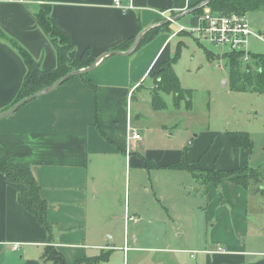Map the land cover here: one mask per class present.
<instances>
[{
    "label": "crops",
    "instance_id": "1",
    "mask_svg": "<svg viewBox=\"0 0 264 264\" xmlns=\"http://www.w3.org/2000/svg\"><path fill=\"white\" fill-rule=\"evenodd\" d=\"M204 1L120 0L122 8H118L114 0H0V32L7 38L0 35V113L13 105L27 74L23 58L8 39L27 51L42 70L57 68L56 48L36 18L43 5L51 7L52 20L69 36L78 56L88 51L96 61L111 51L121 53L102 58L83 78L70 79L0 120V167L7 161L31 167L52 226L49 234L0 173V264H52L43 259L48 246L62 254L66 264H108L118 252L139 250L130 249L127 235L119 244L121 236L116 233L121 221L125 227L138 220L131 214L138 209L118 208L126 197H118L117 187L128 166L150 164L142 133L134 126L132 99L147 81H153L164 61L190 42L188 32L172 35L181 26L198 24L201 14L191 11ZM164 12L176 19V32L170 24L159 26L165 21ZM155 28L147 45L127 54L128 43ZM129 125L141 140L127 142ZM216 147L245 154V149L233 148L225 134ZM174 155L173 160L162 161L164 165L179 166L184 161L189 168L182 171L206 190V219L212 224L210 237L198 250L203 256L200 264H264V229L250 218L259 209V192L230 179L218 185L198 179L193 160L178 151ZM243 166L236 161L219 163L207 171L229 172ZM182 253L193 257V252Z\"/></svg>",
    "mask_w": 264,
    "mask_h": 264
},
{
    "label": "rangeland",
    "instance_id": "2",
    "mask_svg": "<svg viewBox=\"0 0 264 264\" xmlns=\"http://www.w3.org/2000/svg\"><path fill=\"white\" fill-rule=\"evenodd\" d=\"M195 13L202 14L203 8ZM247 19L249 28L264 39V11L251 12ZM173 25L169 26L176 32ZM248 48L250 55L264 54V42L255 38L249 40ZM177 51L174 70L182 89L191 91V104L186 99L177 101L173 94H163V105L156 110L152 102L156 85L150 80L135 92L131 113L134 126L144 138V155L150 158L147 162L150 164L143 168L128 166L125 179L117 187L118 197H126L118 202V208L138 209L135 213L131 211L138 220L127 222V227L121 221L116 233L121 236L119 244L123 245V237L127 235L130 249L139 250L118 252L108 264H200L203 256L198 250L204 247V239L210 237L212 224L206 219L209 206L206 190L191 174L182 171L188 167L184 161L180 168L176 164L164 165L162 161L173 160L177 151L193 160L195 172L200 173L196 178L204 181L211 178L205 174L208 168L219 163L236 161L258 172L259 182L248 181L250 190L259 192L260 201L259 209L251 212L250 218L264 229V94L232 91L228 84L229 62L196 34ZM206 51L222 60L214 57L210 60ZM226 133H246L251 151L233 155L222 148L217 150L219 136ZM245 174L239 171L237 177L245 180ZM180 224L182 229L178 230ZM182 251L193 252V257Z\"/></svg>",
    "mask_w": 264,
    "mask_h": 264
},
{
    "label": "trees",
    "instance_id": "3",
    "mask_svg": "<svg viewBox=\"0 0 264 264\" xmlns=\"http://www.w3.org/2000/svg\"><path fill=\"white\" fill-rule=\"evenodd\" d=\"M208 7L213 12L220 15L229 16L231 14H237L247 17L251 12L264 11V0H213L209 3ZM36 18L38 25L53 42L56 48L58 59L57 68L51 71L42 70L40 65L27 51L12 40L8 39L11 45L23 58L27 67V74L24 83L12 106L30 95L51 86L61 77L73 71L87 69L95 63V60L91 58L88 51L84 52L81 56H78L69 36L63 33L52 20L50 6L43 5L40 11L36 14ZM152 31H156V28L150 30L141 38L135 51L141 49L150 42L153 37V34H151ZM0 35L4 39H7L1 32ZM57 39H59V41H57ZM134 41L128 43L126 46L127 49L131 48ZM206 54L210 60H213V57L219 59V56H216L213 52L206 51ZM178 57L179 53L177 51L172 58L164 61L161 64V68L152 75V79L156 85L152 90V102L156 110L161 109L163 105V94H173L177 101L180 99H186L187 102L191 104L192 93L191 91L182 89L174 70ZM249 57V62L245 63L243 61L242 53H227L223 55V59L227 60L230 66L228 84L230 85L231 90L235 92H246L247 90H251L257 94H264V54H251ZM251 58L252 62H250ZM81 77L83 78L84 76ZM88 83L94 90L96 89L91 82ZM225 137L233 148L245 149L249 152L251 151L252 145L246 133H226ZM239 171L246 172L245 180L237 177ZM0 173L5 176L8 185L20 194L25 210L35 216L39 224L45 227L50 234L52 232V226L47 220L48 207L45 201L41 198L40 187L33 176L31 167L25 163L7 161L1 165ZM205 174L211 177H208L205 182H213L217 185L224 179H230L241 186H246L249 180L256 182L260 181L259 173L251 171L247 167L229 172L212 171ZM193 175H195L194 172ZM43 259L45 263L66 264L63 255L51 246H48L45 249Z\"/></svg>",
    "mask_w": 264,
    "mask_h": 264
},
{
    "label": "built area",
    "instance_id": "4",
    "mask_svg": "<svg viewBox=\"0 0 264 264\" xmlns=\"http://www.w3.org/2000/svg\"><path fill=\"white\" fill-rule=\"evenodd\" d=\"M114 4L118 8H122L120 0H114ZM165 20H170L172 17L167 12L161 13ZM173 23V22H172ZM181 32H188L202 37L207 43L215 49L219 55L225 52L228 53H242L243 61L249 62L250 51L248 48L251 37L264 42L263 36L257 32H253L249 28L248 19L246 16L231 14L224 16L213 12L208 6L203 8V13L196 26L186 28L181 26L179 30L172 36H176ZM130 119V109L128 112ZM141 134L133 129L130 125L127 132V142L132 140H141ZM127 220H131L127 217ZM18 249V245L14 246V250Z\"/></svg>",
    "mask_w": 264,
    "mask_h": 264
},
{
    "label": "water",
    "instance_id": "5",
    "mask_svg": "<svg viewBox=\"0 0 264 264\" xmlns=\"http://www.w3.org/2000/svg\"><path fill=\"white\" fill-rule=\"evenodd\" d=\"M213 1V0H206L204 1L203 3H201L199 6L195 7L191 13L193 12H196L197 10L201 9V8H204L205 6H208L209 3ZM175 18H172V19H168V20H165L163 23H161L159 26H162V25H167V24H170L172 22H175ZM146 32L143 31L134 41L133 45L131 46V48L129 49L128 53L127 54H130L132 53L133 51H135L136 47L138 46L139 44V41L141 40L142 36L144 35V33ZM121 53L118 52V51H111L105 55H103L101 58H99L98 60L95 61V63L90 66L89 68L87 69H82V70H78V71H73L63 77H61L60 79H58L55 83H53L51 86L45 88L44 90L42 91H39L37 93H34L32 95H30L29 97L23 99L22 101H20L19 103L15 104L14 106H12L10 109L0 113V120H3V119H6L10 116H12L13 114H15L16 112H18L22 107H24L25 105H27L28 103L42 97V96H45L47 94H50L52 92H54L56 89H58L59 87H61L62 85H64L66 82H68L70 79L72 78H75V77H80V76H84V75H87L89 74L90 72H92L96 65L98 64V62L104 58V57H107V56H117V55H120ZM226 82V81H225Z\"/></svg>",
    "mask_w": 264,
    "mask_h": 264
}]
</instances>
